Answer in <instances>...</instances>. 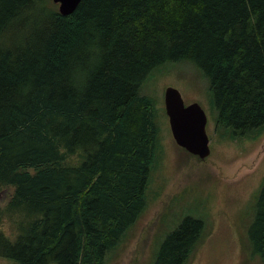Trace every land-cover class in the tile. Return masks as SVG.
<instances>
[{
    "label": "trees",
    "instance_id": "16d2710c",
    "mask_svg": "<svg viewBox=\"0 0 264 264\" xmlns=\"http://www.w3.org/2000/svg\"><path fill=\"white\" fill-rule=\"evenodd\" d=\"M188 61L209 81L215 129L264 131V0H0V187L10 264H105L146 207L159 128L140 88ZM246 237L264 262V178ZM2 209L0 208V219ZM203 220L185 216L151 264H185Z\"/></svg>",
    "mask_w": 264,
    "mask_h": 264
},
{
    "label": "rangeland",
    "instance_id": "374dc122",
    "mask_svg": "<svg viewBox=\"0 0 264 264\" xmlns=\"http://www.w3.org/2000/svg\"><path fill=\"white\" fill-rule=\"evenodd\" d=\"M168 86L179 91L185 105L196 102L206 113L210 154L204 160L172 137L164 108ZM140 92L154 105L159 128L156 162L145 190L146 207L119 245L107 252L105 264H151L160 241L185 216L201 218L204 225L185 264H264L251 254L246 237L264 178V131L235 138L215 129L209 81L188 61L159 65ZM11 194L12 188L0 187V231L13 237L17 216L5 211ZM10 263L0 257V264Z\"/></svg>",
    "mask_w": 264,
    "mask_h": 264
},
{
    "label": "water",
    "instance_id": "95a60500",
    "mask_svg": "<svg viewBox=\"0 0 264 264\" xmlns=\"http://www.w3.org/2000/svg\"><path fill=\"white\" fill-rule=\"evenodd\" d=\"M81 0H52L62 15L71 14ZM164 108L176 144L190 154L204 160L210 154L206 133L207 116L196 102L185 105L179 91L171 86L164 91Z\"/></svg>",
    "mask_w": 264,
    "mask_h": 264
}]
</instances>
